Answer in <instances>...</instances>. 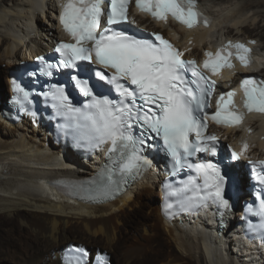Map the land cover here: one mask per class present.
<instances>
[{"label":"bare ground","instance_id":"obj_1","mask_svg":"<svg viewBox=\"0 0 264 264\" xmlns=\"http://www.w3.org/2000/svg\"><path fill=\"white\" fill-rule=\"evenodd\" d=\"M197 1L211 18L207 28L187 30L170 20L157 23L133 13L130 17L138 26L165 35L192 60L203 61L222 38L256 47L261 60L248 69L224 71L218 77L221 90L234 89L239 72L264 78V0ZM58 14L56 0H0V66L4 67L0 68V264H62L70 245L84 247L89 264L102 253L115 254L116 264H264V247L246 245L232 225L219 234L207 211L180 217L182 223L165 221L160 178L153 171L121 197L99 205L83 204L49 189L55 188L52 181L93 174L101 162H82L71 151L63 152L29 120L19 125L4 120L1 109L10 97V71L66 40L57 25ZM209 133L238 149L247 144L245 154L264 159V116L251 114L238 127L211 126ZM235 171L246 186V176L240 169ZM124 234L127 243H119Z\"/></svg>","mask_w":264,"mask_h":264},{"label":"snow or ice","instance_id":"obj_2","mask_svg":"<svg viewBox=\"0 0 264 264\" xmlns=\"http://www.w3.org/2000/svg\"><path fill=\"white\" fill-rule=\"evenodd\" d=\"M130 3L131 0H64L59 20L74 43H59L55 49L61 56L59 64H48L42 69L44 74L51 75L49 69L76 68L78 61L98 64L103 69L112 70L110 76L102 70L93 71L99 81L115 88L119 101L94 94L89 80L75 75L71 76L75 88L83 96L91 98L82 108L73 106L63 85H50L49 91L43 95L46 100H51L56 113L65 117L62 130L67 135L93 146L110 143L109 152L116 155L114 163L121 173L138 174L149 165L141 155L140 146L150 138L145 133H155L171 158L172 174L182 168L195 172V176L181 182L180 188L173 189L166 183V194L181 197L186 207L211 200L228 208L229 202L224 197L226 177L220 164L211 160L193 163L190 159L197 153L217 155L215 145L218 137L205 134L209 117L206 113L200 115L210 106L208 98L212 95L215 81L209 80L195 60L181 59L183 53L161 35L153 33L152 39L129 34L127 25L135 23L128 15ZM135 6L156 20L167 22L171 16L188 28L200 22L208 23L207 18L201 20L196 0H135ZM233 55L244 67L250 65L251 50L242 43L229 41L215 54L206 52L203 66L212 75H218L222 68L234 67L230 59ZM188 69L194 77L192 80L184 75ZM121 80L128 81L134 88L126 87ZM191 85H195V90ZM241 88L244 108L248 112L264 113V80L247 77L241 81ZM13 91L17 93L16 102L22 108L24 104L31 103L30 93L15 81ZM234 96V92L221 94L216 112L210 117L212 121L229 127L242 122L244 113L235 108ZM138 99L143 103L138 105ZM134 125L143 129L139 136L133 135ZM247 148L245 144L240 152L233 151L231 159H240ZM252 178L261 186L257 192L261 202L258 206H247L246 212L264 221V197L260 196V192H264V161L252 165ZM114 184L113 170L106 168L100 174L95 196L90 198H106ZM187 193L192 195L187 196ZM260 230L264 231V223H261ZM86 256L87 252L82 248L70 249L64 264H85ZM97 264H107V261L98 259Z\"/></svg>","mask_w":264,"mask_h":264},{"label":"rangeland","instance_id":"obj_3","mask_svg":"<svg viewBox=\"0 0 264 264\" xmlns=\"http://www.w3.org/2000/svg\"><path fill=\"white\" fill-rule=\"evenodd\" d=\"M0 68L3 69L4 67L0 66ZM2 79H3V82L5 83V81H4V80H5V77H4V76H1V80H2ZM1 102H2V101H1ZM46 180H47V179H46ZM41 183H42V182H41ZM157 199H158V196H156V200H155L154 203H152V206H153V204H156ZM143 203H144L145 206L149 205L147 199L143 200ZM141 212H143V210H142ZM139 222H140V224H143V223H144L142 220H140ZM143 227L147 228L146 225H144ZM140 228H141V227H140ZM145 228H143V231H146ZM141 230H142V228H141ZM136 232L139 233V232H140V229H138ZM163 234H164V231H163ZM129 235H130V234H128V237H129ZM125 236H126V234H124V237H123V238H122V237L120 238L119 243H127V242H126V239H125V238H126ZM135 237H137V235H135L134 238H135ZM93 247H94V246H93ZM115 253H116V252H115ZM110 258L113 260V264H116V257H115V254H114V255H111ZM117 258H118V257H117Z\"/></svg>","mask_w":264,"mask_h":264}]
</instances>
